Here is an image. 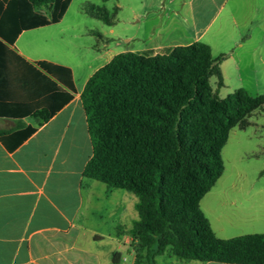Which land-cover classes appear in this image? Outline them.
I'll list each match as a JSON object with an SVG mask.
<instances>
[{"label":"crops","instance_id":"crops-1","mask_svg":"<svg viewBox=\"0 0 264 264\" xmlns=\"http://www.w3.org/2000/svg\"><path fill=\"white\" fill-rule=\"evenodd\" d=\"M113 1L118 22L146 33L142 46L122 51L89 29L75 34L74 27L57 26L72 0L58 23L22 31L12 45L0 41V132L35 129L17 147L12 144H16L14 138H5V144L0 141V264H113L112 253L121 255L122 247H128L129 230L137 220L136 199L125 191L118 201H110L117 193L105 186L107 201L101 205L94 180L82 175L92 146L80 95L93 73L115 55L202 42L213 57L228 54L219 65L223 86L230 77L240 78L243 71L256 76L253 66L264 63L261 57L255 62L239 54L264 47V3L259 4L260 0ZM69 32L71 39L87 37L84 48L92 55L89 60L74 65L63 51L53 52L48 43L53 35L61 34L58 40L68 42ZM40 39L44 41L41 48ZM39 62L69 69L73 90L43 71ZM67 94L69 101L64 100ZM48 113L51 117L42 123L40 116ZM224 194L225 189L212 187L204 196L212 200L210 215L203 213L216 237L264 234V216L260 215L264 206H251L245 217L232 218L234 209L224 212L223 207L236 209L238 204L222 202L228 197ZM121 228L124 233L119 232ZM106 244L111 249L105 250ZM126 254L134 261L132 252ZM156 264L220 263L181 261L166 253L156 258Z\"/></svg>","mask_w":264,"mask_h":264},{"label":"trees","instance_id":"trees-1","mask_svg":"<svg viewBox=\"0 0 264 264\" xmlns=\"http://www.w3.org/2000/svg\"><path fill=\"white\" fill-rule=\"evenodd\" d=\"M71 0H0V41L12 45L25 30L58 23ZM92 18L112 26L104 7ZM202 42L158 51L115 55L87 80L80 95L92 155L83 177L136 197L129 230L133 264H156L169 251L181 261L264 264V234L220 239L200 208L224 172L221 151L230 130H243L264 107V95L237 89L221 99L219 65ZM39 67L73 90L71 72L46 62ZM66 78V81H65ZM71 95L65 96L69 101ZM52 113L41 115L42 123ZM34 128L0 132L17 147ZM120 253L111 261L119 264Z\"/></svg>","mask_w":264,"mask_h":264},{"label":"rangeland","instance_id":"rangeland-1","mask_svg":"<svg viewBox=\"0 0 264 264\" xmlns=\"http://www.w3.org/2000/svg\"><path fill=\"white\" fill-rule=\"evenodd\" d=\"M264 3V0H260L259 4ZM260 5V6H261ZM96 6L104 7L108 11L110 19L113 20L112 26H106L102 21L92 18L85 12V7ZM118 17L116 16L115 3L113 0H72L68 11L63 19V21L57 25L59 27H74V33L78 34L81 31H90L104 35V42L108 43L111 47L116 44L122 51H128L138 46H142L143 41L146 38L145 32H136L130 24H123L118 22ZM81 30V31H80ZM69 31V29L67 30ZM72 33H68V42L59 41L58 37L61 34L55 33L50 43L54 49V53H65L69 57L72 63L83 62L90 59L91 54H88L84 47L88 45V39L86 36L79 39H71ZM134 37L136 39H134ZM39 38H43L42 35ZM39 46L43 47L44 41L39 40ZM52 49V50H53ZM241 59L254 58L256 60L261 57L264 60V47L262 49H256L254 52L252 50L247 53L246 51H240ZM228 55V54H227ZM246 65L241 64V69H244ZM257 70L256 76L248 75L246 71H243L241 77L233 78L230 77L225 81V86L219 88L217 95L219 98L223 99L227 95L233 93L235 90L241 88L248 92L250 95H264V63L257 64L253 66ZM225 69H229L228 65H225ZM228 71V70H227ZM231 76V74L229 75ZM216 77L210 79V85L213 90L216 88ZM249 125L241 130L238 127H234L230 130L228 140L221 151V158L224 164V172L222 176L215 183V190L225 189L228 196L227 199L223 198L221 201H234L238 204V208L226 205L223 207L224 212L227 209L232 211V218L238 215L243 218L245 214L248 213L251 206H264V107L262 110L254 112L248 118ZM96 184L95 194H97L98 202L101 205L106 204V199L103 194L105 185L94 181ZM260 190V191H259ZM116 196H112L110 201H118L119 194L125 191L115 189ZM86 191H84V197ZM128 196L136 199V197L128 193ZM211 203L210 197L203 198L200 202V208L204 212L206 211L208 215L211 213ZM101 210L103 209L100 207ZM260 215L264 216V207L262 208ZM229 210L227 212H229ZM245 217V216H244ZM104 228V227H103ZM105 229H108L106 226ZM241 230L238 231H243ZM105 231V230H104ZM119 232L124 233L123 228ZM104 233V232H102ZM239 233V232H236ZM126 234V233H125ZM124 235V234H123ZM120 243H124V239L120 240ZM115 247V246H114ZM111 249V246L106 244L105 250ZM121 261L124 257L125 260L120 264H132L133 256L127 255L126 252L134 251L130 248V243L128 247H122ZM114 253H112L113 255ZM167 254L170 255L169 251Z\"/></svg>","mask_w":264,"mask_h":264}]
</instances>
